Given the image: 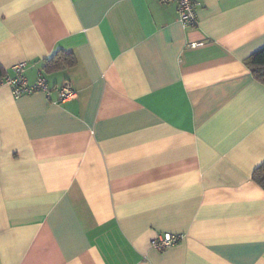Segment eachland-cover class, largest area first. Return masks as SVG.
Returning a JSON list of instances; mask_svg holds the SVG:
<instances>
[{"label": "crops", "instance_id": "obj_1", "mask_svg": "<svg viewBox=\"0 0 264 264\" xmlns=\"http://www.w3.org/2000/svg\"><path fill=\"white\" fill-rule=\"evenodd\" d=\"M194 1L0 0V264H264V0Z\"/></svg>", "mask_w": 264, "mask_h": 264}, {"label": "built area", "instance_id": "obj_2", "mask_svg": "<svg viewBox=\"0 0 264 264\" xmlns=\"http://www.w3.org/2000/svg\"><path fill=\"white\" fill-rule=\"evenodd\" d=\"M161 2H175L177 5L178 19L184 26H194L197 22L195 14L196 2L194 0H158ZM197 45V44H193ZM26 63L21 62L12 67L13 73L5 76V82L9 85L14 97H19L26 94H31L37 91L44 92L47 98L50 99V87L47 79L39 73L32 82H28L22 75ZM58 100L66 101L76 97V91L73 90L67 80L57 86ZM178 240L177 236L170 233H163L162 236L155 238L152 241V246L158 250L171 245Z\"/></svg>", "mask_w": 264, "mask_h": 264}, {"label": "trees", "instance_id": "obj_3", "mask_svg": "<svg viewBox=\"0 0 264 264\" xmlns=\"http://www.w3.org/2000/svg\"><path fill=\"white\" fill-rule=\"evenodd\" d=\"M75 64L76 58L72 53L59 50L51 58L46 60L44 69L45 71L50 72L54 70L70 68ZM245 64L249 68L252 76L257 81L264 84V46L251 53L245 59ZM5 76L6 72L0 65V78ZM251 177L253 181L264 188V161L253 170Z\"/></svg>", "mask_w": 264, "mask_h": 264}]
</instances>
